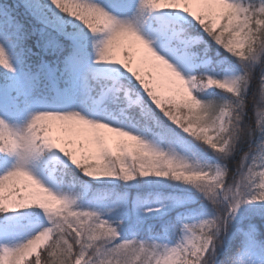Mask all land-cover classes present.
<instances>
[{
    "label": "snow or ice",
    "instance_id": "obj_1",
    "mask_svg": "<svg viewBox=\"0 0 264 264\" xmlns=\"http://www.w3.org/2000/svg\"><path fill=\"white\" fill-rule=\"evenodd\" d=\"M204 37L239 62L238 75L201 67ZM211 88L230 99L199 98ZM180 133L221 160L238 142L249 149L234 173L207 169L173 150ZM61 157L89 180L136 194L87 196L89 184H73ZM0 165V264H214L234 225L264 216V0H170L163 9L155 0H5ZM148 178L194 189L211 218L191 222L206 209L145 194ZM20 209L42 210L46 225L39 214L26 224ZM173 209L162 231L146 224ZM239 231L264 254L253 223Z\"/></svg>",
    "mask_w": 264,
    "mask_h": 264
},
{
    "label": "trees",
    "instance_id": "obj_2",
    "mask_svg": "<svg viewBox=\"0 0 264 264\" xmlns=\"http://www.w3.org/2000/svg\"><path fill=\"white\" fill-rule=\"evenodd\" d=\"M7 2L11 4L13 0H7ZM4 3L5 0H0V4ZM204 39L208 43V47L206 50H204L203 46H201V51L206 58L210 59L208 74L213 75L218 79H226L227 74H230L229 76H231V78H233L235 75H238L240 73L239 62L234 57L226 53L223 49L218 48L215 44H212L210 41H208L207 37H204ZM200 99L203 101L222 103L226 100H229L230 97L222 90L212 88L211 92L202 96ZM161 119L163 118L161 117ZM164 123H167V121H164ZM180 137V141H182L184 144H179L176 142L172 145V148L184 156L189 164L212 169L216 166L215 161L213 160L215 159L220 162L222 167H226L229 173H234L236 171L237 165L240 164L241 157L249 149V144L246 141L238 142L236 150L233 151L232 155L227 160H221L214 152H212L211 149L193 141L190 137L184 136L183 133H180ZM185 145H190V148L186 149L184 147ZM161 147L164 148V145L162 144ZM192 153L195 155L198 163L193 161L192 156L190 155ZM66 172L71 174V177L73 178V184H75L77 180H84L89 184L90 188L89 192L86 193L87 196L97 197L100 195H105L107 192H112V194L115 195V193L124 191H128L131 195L136 194V189H130L119 181L108 183L104 181L89 180L88 178L83 177L74 166L67 165ZM65 179H69L68 175L65 176ZM148 179L153 181L151 185H149L147 181L141 182L144 186L143 191L145 194L150 191H162L164 194H169L172 191H179V186L182 185L170 179ZM22 210L29 211V209ZM175 218L176 214H169L162 219H148L146 224L152 225L156 231H162V225L168 220H172L174 222ZM248 222H251L255 225L257 239L259 241H264V219H258L254 217L251 219V221H245L240 225V227L246 230ZM168 235L171 241H176V239H178V237L173 236L171 232H169ZM243 244L244 237L239 231V228L232 230L228 235L227 240L222 241L219 245V251L214 257V264H232L233 261H235L238 253H240L242 250Z\"/></svg>",
    "mask_w": 264,
    "mask_h": 264
},
{
    "label": "rangeland",
    "instance_id": "obj_3",
    "mask_svg": "<svg viewBox=\"0 0 264 264\" xmlns=\"http://www.w3.org/2000/svg\"><path fill=\"white\" fill-rule=\"evenodd\" d=\"M193 8H194V10H198V7L196 5H193ZM209 65H210V59L206 58L205 55H204V61L201 64V67L209 70ZM178 71H181V75H182L183 78H185V79L188 78L187 74L184 71H182L180 69H178ZM229 75L230 74H227L226 79H230L231 78V76H229ZM211 91H212V88L205 90L204 92H202L200 94L199 98H201L202 96L206 95L207 93H209ZM177 143L184 144L182 141H178ZM186 149H188V148H186ZM57 152H58V150H55V149L50 150L49 151V156H52L53 154H55ZM190 155L192 156L193 161L195 163H198L195 155L193 153L190 154ZM61 158L65 161L66 165L73 166V165H71L70 161L67 160V158H63V157H61ZM213 160L215 161V164H216L215 167H222V165L220 164L219 161H217L215 159H213ZM53 162H55V161H53ZM59 167H60V165L57 164L56 167L54 169H52V175L55 176L57 174V172L59 170ZM50 168H51V165H50ZM3 171H4V168H3L2 165H0V174H3ZM45 184H46V186L54 189V185L49 184L47 181H45ZM179 188H180L179 191H172L169 194L177 196V197H181V198H184V199L190 201V203L188 205L190 208H193V209H202V208L206 209V214L203 213V212L196 213L192 217L191 222H199V220L211 218L212 205L209 204L208 201H206L202 195L197 193L194 189H190V188H188L185 185L184 186L180 185ZM150 192L155 194L157 192H162V191H150ZM165 195H168V194H165ZM100 196H103V195H100ZM97 197H99V196H97ZM82 202L83 201H78V203H82ZM22 211H23L22 209L18 210V214L21 217L24 218V222L26 224L34 225L35 222H36V219H37V215L39 214V222L46 225L47 222L44 220V217L42 215V210L29 209V211H23V212ZM169 214H176L177 215V212H176L175 209H173L171 211H167V212L164 213V216L162 218L168 216ZM238 215H244V216L248 217V214L243 209L241 210L240 213H238ZM254 217H256L258 219H264V216H261L259 214H255V215H252V216L248 217L246 220H244L242 222V224L245 221H251V219H253ZM162 218H160V219H162ZM238 228L239 229L241 228L240 225L239 226L234 225L232 230H235V229H238ZM29 231L30 230H26L21 235L20 239H23L24 236L28 235ZM174 244H175V241H172L169 246H174ZM218 251H219V249H218ZM235 264H264V254H261L259 252V250L253 251L251 248L247 247L246 244L244 243L242 250L240 251V253H238V255H237L236 259H235Z\"/></svg>",
    "mask_w": 264,
    "mask_h": 264
},
{
    "label": "clouds",
    "instance_id": "obj_4",
    "mask_svg": "<svg viewBox=\"0 0 264 264\" xmlns=\"http://www.w3.org/2000/svg\"><path fill=\"white\" fill-rule=\"evenodd\" d=\"M155 4L163 9V8H166L170 5V0H155Z\"/></svg>",
    "mask_w": 264,
    "mask_h": 264
}]
</instances>
